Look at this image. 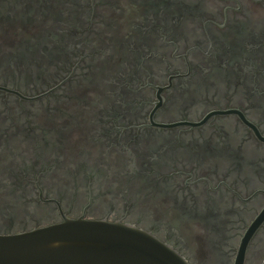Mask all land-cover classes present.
Instances as JSON below:
<instances>
[{
  "label": "flooded vegetation",
  "instance_id": "obj_1",
  "mask_svg": "<svg viewBox=\"0 0 264 264\" xmlns=\"http://www.w3.org/2000/svg\"><path fill=\"white\" fill-rule=\"evenodd\" d=\"M63 215L261 264L264 0H0V234Z\"/></svg>",
  "mask_w": 264,
  "mask_h": 264
},
{
  "label": "water",
  "instance_id": "obj_2",
  "mask_svg": "<svg viewBox=\"0 0 264 264\" xmlns=\"http://www.w3.org/2000/svg\"><path fill=\"white\" fill-rule=\"evenodd\" d=\"M0 264L190 263L170 244L132 223L63 215L57 223L0 234Z\"/></svg>",
  "mask_w": 264,
  "mask_h": 264
}]
</instances>
